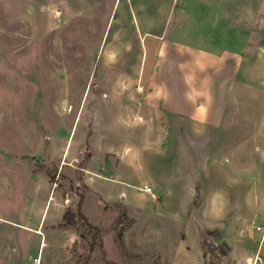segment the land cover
Instances as JSON below:
<instances>
[{
    "label": "rangeland",
    "instance_id": "rangeland-1",
    "mask_svg": "<svg viewBox=\"0 0 264 264\" xmlns=\"http://www.w3.org/2000/svg\"><path fill=\"white\" fill-rule=\"evenodd\" d=\"M113 2L0 0V264H264V88L233 87L215 123L144 110L155 130H130L132 100L94 97Z\"/></svg>",
    "mask_w": 264,
    "mask_h": 264
},
{
    "label": "crops",
    "instance_id": "crops-1",
    "mask_svg": "<svg viewBox=\"0 0 264 264\" xmlns=\"http://www.w3.org/2000/svg\"><path fill=\"white\" fill-rule=\"evenodd\" d=\"M230 1L219 5L221 13L205 15L199 9L191 16L187 0H114L100 36V67L110 73L99 93L106 96L98 93L96 100L107 108L116 102V110L117 103L128 110L132 100L134 113H126L130 130H155L131 118L144 110L201 124L220 121L236 101L233 87L264 88V47L249 50L253 38L255 47L264 40V18L252 22L249 5L232 16ZM194 3L199 8L205 2ZM127 70L132 78L119 76Z\"/></svg>",
    "mask_w": 264,
    "mask_h": 264
},
{
    "label": "built area",
    "instance_id": "built-area-1",
    "mask_svg": "<svg viewBox=\"0 0 264 264\" xmlns=\"http://www.w3.org/2000/svg\"><path fill=\"white\" fill-rule=\"evenodd\" d=\"M105 96H106V93L105 92H102L101 93V97H105ZM142 189H143V191H146V192L150 191L149 190V187H147V186L143 187ZM257 229H259V228L257 227Z\"/></svg>",
    "mask_w": 264,
    "mask_h": 264
}]
</instances>
